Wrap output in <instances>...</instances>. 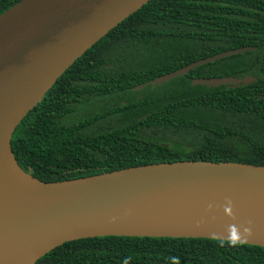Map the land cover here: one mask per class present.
I'll use <instances>...</instances> for the list:
<instances>
[{"label": "trees", "instance_id": "1", "mask_svg": "<svg viewBox=\"0 0 264 264\" xmlns=\"http://www.w3.org/2000/svg\"><path fill=\"white\" fill-rule=\"evenodd\" d=\"M17 1L0 0V12ZM246 45L254 49L149 83ZM246 74L255 81L190 85ZM10 149L42 181L183 159L264 166V0H148L56 78L14 127ZM35 264H264V247L106 235L65 241Z\"/></svg>", "mask_w": 264, "mask_h": 264}, {"label": "water", "instance_id": "2", "mask_svg": "<svg viewBox=\"0 0 264 264\" xmlns=\"http://www.w3.org/2000/svg\"><path fill=\"white\" fill-rule=\"evenodd\" d=\"M147 1L19 0L0 12V164L25 192L19 204L0 208V264H35L65 241L106 235L201 237L264 247L262 165L183 159L42 181L14 158L11 132L26 112L77 57ZM252 49H227L149 83ZM253 81L246 74L192 78L190 85Z\"/></svg>", "mask_w": 264, "mask_h": 264}, {"label": "bare ground", "instance_id": "3", "mask_svg": "<svg viewBox=\"0 0 264 264\" xmlns=\"http://www.w3.org/2000/svg\"><path fill=\"white\" fill-rule=\"evenodd\" d=\"M25 198V192L18 181L13 179L0 164V208L13 207Z\"/></svg>", "mask_w": 264, "mask_h": 264}]
</instances>
